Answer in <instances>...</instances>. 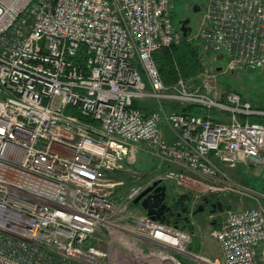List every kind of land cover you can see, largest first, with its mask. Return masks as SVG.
<instances>
[{"label":"built area","instance_id":"1","mask_svg":"<svg viewBox=\"0 0 264 264\" xmlns=\"http://www.w3.org/2000/svg\"><path fill=\"white\" fill-rule=\"evenodd\" d=\"M175 8L176 0H0V264H256L264 208L226 213L211 233L222 251L214 261L189 251L190 233L130 210L153 181L200 188V199L239 193L224 166L264 171V122L251 121L264 120V109L237 92L224 102L161 79L153 55L183 40ZM193 36L223 53L228 70H264V0H207ZM141 149L175 170L118 203Z\"/></svg>","mask_w":264,"mask_h":264},{"label":"rangeland","instance_id":"2","mask_svg":"<svg viewBox=\"0 0 264 264\" xmlns=\"http://www.w3.org/2000/svg\"><path fill=\"white\" fill-rule=\"evenodd\" d=\"M206 1L207 0H176V11L174 13L175 21L178 23L181 19L190 18L191 26L195 29L201 19V13ZM195 5L201 8L200 13H195L193 10ZM195 14H197V16ZM188 41L197 48L203 70L190 79H185L183 76H180L178 81L180 79L184 80L193 90L210 91L214 98L224 102H226V94L230 91H235L251 101L254 106L264 109V70L254 68H242L233 71L228 70L225 63L219 64L215 62L213 51L203 42L196 39L194 36L190 37ZM218 67H224V70L217 72ZM177 70L179 69L177 68ZM175 85L176 84H173L168 87H173ZM152 104L154 105V103ZM148 108L151 109L152 106L150 105ZM167 108L171 109V106L169 105ZM215 113L220 115L219 111ZM141 152L146 153L147 156L145 154H140ZM167 169H170V167H165V165L159 163V160L157 161L154 156L150 155V153L148 154L145 149H141L137 155L133 171L131 170L130 174L124 175L125 185L117 190L115 200L118 203L124 202L132 189L148 183L151 179L158 177ZM223 170L231 179V187L236 189L239 193H242H222L221 196L224 200L232 202V211L248 208H264V174L251 172L241 167V165L224 166ZM169 194L170 197L171 195L172 197L173 195H188L184 189L171 183H169ZM135 208L141 213H144L140 206L132 205L130 210L133 214L137 213L135 212ZM224 217V214L220 216V218H222L220 221H222ZM208 228L210 227L208 226ZM212 241L214 242V240ZM213 246L215 245L213 244ZM214 250L217 252L216 249ZM198 255L206 257L201 254ZM179 260L182 264H198L183 259L181 256H179ZM256 264H264L263 249H259L257 252Z\"/></svg>","mask_w":264,"mask_h":264},{"label":"trees","instance_id":"3","mask_svg":"<svg viewBox=\"0 0 264 264\" xmlns=\"http://www.w3.org/2000/svg\"><path fill=\"white\" fill-rule=\"evenodd\" d=\"M176 9L174 10L175 13ZM175 16V15H174ZM189 39H183L181 43L171 47L163 48L153 55V59L160 72L161 79L166 86L176 84L178 78L183 76L190 79L199 74L203 69L199 60L198 50L189 43ZM177 68L179 70H177ZM135 106L142 109L146 114L150 109L141 102H136ZM261 109V108H260ZM176 110L184 113L207 114V110L197 105H184ZM253 122H264L262 118L252 117ZM181 200H186L187 196H180Z\"/></svg>","mask_w":264,"mask_h":264},{"label":"water","instance_id":"4","mask_svg":"<svg viewBox=\"0 0 264 264\" xmlns=\"http://www.w3.org/2000/svg\"><path fill=\"white\" fill-rule=\"evenodd\" d=\"M195 12H198L197 10ZM179 27L184 39H188L193 33V27L191 26V19H181L179 22ZM224 54H217L215 57L216 63H222L225 61ZM224 70L223 67H218L217 72H221ZM162 181H155L152 186L148 187L144 190L135 200V205H140L144 212L147 214L148 217L154 220H160L165 222L167 220L166 214L171 211V208L168 206L166 199H167V186L160 185ZM209 200L206 198L204 203H208ZM232 209V205L227 202L217 201L213 204V211L212 214L216 213L217 211L226 212ZM191 210V209H190ZM205 208L203 205L199 207L196 211L192 213V217L197 216L199 213H203ZM187 223L191 224L192 218H187ZM178 227V225H176Z\"/></svg>","mask_w":264,"mask_h":264},{"label":"crops","instance_id":"5","mask_svg":"<svg viewBox=\"0 0 264 264\" xmlns=\"http://www.w3.org/2000/svg\"><path fill=\"white\" fill-rule=\"evenodd\" d=\"M244 98V97H243ZM245 100H248L244 98ZM249 101V100H248ZM209 113V112H207ZM211 115H214V112H211ZM215 117V116H214ZM164 135L172 139L171 134L168 132V129L165 127ZM145 154L146 153H140ZM147 156V155H146ZM258 170V171H257ZM251 172H258L263 174V170L259 168L250 169ZM187 193H190V195H199L200 188H193V190L183 188ZM203 191V187L201 188ZM135 212H137V215H144V213H141L139 210L135 209ZM223 214H211V213H201L194 217L192 220L191 227L185 229L189 231L192 234V243L189 246V250L192 253H195L196 255L201 254L205 255L207 258L216 260V259H222V251L220 244L211 236L212 230L219 228L222 221H220ZM208 226L210 228H208ZM211 232V233H210ZM214 240V242L212 241ZM213 244L215 246H213ZM220 246V248H219ZM216 249L217 252L213 249ZM179 259V257H178ZM183 259H188L183 257Z\"/></svg>","mask_w":264,"mask_h":264},{"label":"flooded vegetation","instance_id":"6","mask_svg":"<svg viewBox=\"0 0 264 264\" xmlns=\"http://www.w3.org/2000/svg\"><path fill=\"white\" fill-rule=\"evenodd\" d=\"M193 10L194 11L197 10L200 13L201 8L198 5H195ZM198 12H195V13H198ZM195 15L197 16V14H195ZM160 185L161 186L165 185L169 189L168 183H163ZM167 193L168 194H167L166 202H167L168 206L171 208V211L166 214L167 220L172 222V223L177 224L180 227H184V228L191 227L190 224L187 223L188 222L187 218L191 217L193 220L194 217H192V213L194 211H196L197 209H199V207L201 205H203L205 208V211L203 213H210L211 211H213V204L216 203L217 200H219V198L211 195L208 197V200H209L208 203H204V201H203L204 199H203L201 202H199L197 204L196 207L193 208V210H190V208H189L190 204L188 201L180 200L179 198H177V199L173 198L172 195L170 197L169 190L167 191ZM218 213H219V211H217L215 214H218ZM199 214H201V213H199Z\"/></svg>","mask_w":264,"mask_h":264}]
</instances>
